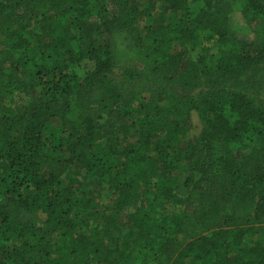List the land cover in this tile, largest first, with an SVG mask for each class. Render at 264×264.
Segmentation results:
<instances>
[{
  "label": "trees",
  "instance_id": "1",
  "mask_svg": "<svg viewBox=\"0 0 264 264\" xmlns=\"http://www.w3.org/2000/svg\"><path fill=\"white\" fill-rule=\"evenodd\" d=\"M263 90L264 0H0V264H264Z\"/></svg>",
  "mask_w": 264,
  "mask_h": 264
},
{
  "label": "rangeland",
  "instance_id": "2",
  "mask_svg": "<svg viewBox=\"0 0 264 264\" xmlns=\"http://www.w3.org/2000/svg\"><path fill=\"white\" fill-rule=\"evenodd\" d=\"M141 27H143V26H141ZM231 27L239 37H242V38H245L248 36L250 37V34L247 32V31H249L248 27L246 28L244 20L242 19V17L238 13H236V14L234 13L231 16ZM251 37H253L252 34H251ZM212 46H213V44H206L207 49H211ZM115 73H117V72H115ZM261 88H263L262 83H261ZM262 94H263V98H264V90H263ZM23 102H24V100L21 102V100L15 99L12 107L15 109L18 105H20V103H23ZM203 128H204V120H203L201 114L199 112H194L192 114L191 124L186 128L185 133L180 138L181 142H186L188 140H192L194 138H197L201 134ZM135 131H136V128L131 127V132H130V129L128 130L129 136H126L124 138V136L122 135L120 137L121 138V146H126V144H132L131 137H135ZM181 172L183 173L181 180H183L187 176V174H184V172H185L184 170H181ZM144 186H146V185L144 184ZM144 186L140 187L138 189L139 193L143 192ZM90 188L92 190L96 191V195L105 203H109L110 201H112L111 199L114 198L112 190L107 185H104L102 187L90 186ZM110 203H112V202H110ZM135 209H136V207H131V208H128V209L120 212L122 219L126 218V216H128L129 214L130 215L133 214ZM179 209H181V208L178 207L176 210H179ZM45 220H46V217L44 215V216H42L41 226H43V223L45 222ZM125 220L126 219H123L122 223H119L120 227L123 230V233L129 232V229H128L129 223H127V221L125 222ZM190 234L195 235L196 231H190ZM128 261L129 260L121 259L122 264H125Z\"/></svg>",
  "mask_w": 264,
  "mask_h": 264
}]
</instances>
